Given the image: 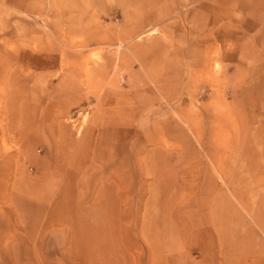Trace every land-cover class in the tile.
Returning a JSON list of instances; mask_svg holds the SVG:
<instances>
[{
	"label": "rangeland",
	"instance_id": "374dc122",
	"mask_svg": "<svg viewBox=\"0 0 264 264\" xmlns=\"http://www.w3.org/2000/svg\"><path fill=\"white\" fill-rule=\"evenodd\" d=\"M122 1L0 0V264H81L74 235L113 214L121 225L104 239L116 262L223 264L221 228L208 220L206 241L185 242L178 227L217 201L229 228L264 236L227 184L251 201L263 192L264 32L237 22L230 58L223 29L206 43L222 59L193 72L192 58L170 55L200 52L191 17L203 3ZM202 1L214 19L216 0ZM156 7L164 20L134 32ZM136 43L147 68L129 52ZM162 69H181L179 80Z\"/></svg>",
	"mask_w": 264,
	"mask_h": 264
},
{
	"label": "bare ground",
	"instance_id": "6f19581e",
	"mask_svg": "<svg viewBox=\"0 0 264 264\" xmlns=\"http://www.w3.org/2000/svg\"><path fill=\"white\" fill-rule=\"evenodd\" d=\"M158 86L161 87V85H158ZM165 95L166 94L163 93L164 97H166ZM78 167L79 166L77 164V168ZM252 169L254 170V173H256L255 167L252 166ZM147 175L149 174L147 173ZM227 184H228V187H231L235 199L248 212L252 221L256 225L257 229H259L261 233L264 235V176L260 177L259 180H257V182L255 183L257 187L261 190V192L262 191L263 192L261 194H255V197L256 195L258 197H256L252 201H251L250 193L246 195L245 190L241 189V187L238 186L239 184H237V186H231L229 182ZM116 207L117 206H115V210H116ZM233 207L235 209V205L233 204V202H227V205H226L227 209L225 210L229 211L228 209H232ZM199 209L201 211L198 213L201 215L203 214V216L205 217L204 220L200 219L199 221L193 222L191 223L190 227H185L182 224L181 220L179 221L181 225V227L180 225L178 226L180 228L179 233L180 234L182 233L181 238L185 242L187 241L189 242L191 238L193 237L196 238V240H193L194 242H199L201 240L202 242H204L205 238H207L206 235L208 233L207 231L202 230V225H204V223L206 224V222L209 220V222H211L213 227H216L217 229L219 228L222 229V233L218 237V243H220V245L222 246V249L224 250L222 252V255L224 258L223 264H264V236L263 237L260 236L256 228L252 227L249 229L247 228L246 230L247 232L249 231L248 233L257 234V240L256 242H253V239H251L252 238L251 235L243 233V232H239L232 228H229V223L231 222L230 218L226 219V217L222 215V213L220 216H223L224 219L220 218L219 214H217V211L218 210L222 211L223 208H222V205L218 203V201L215 204H213L212 208L204 209L201 207ZM208 216L210 217V219L208 218ZM96 217L99 219L101 216H99L98 214ZM125 217H127L128 219V215H126ZM161 218L164 219L163 217L160 216L158 217V220L161 221ZM121 220L122 218L119 219L118 217L117 219V217L113 214L112 218L109 219V221L106 220V222L104 223V218L102 216V223L100 226L98 225L96 228L89 227V229H86L81 234L74 235V245H75L74 248L75 250H77V252L73 256V261L79 262L81 264H122L118 261L116 262V260L114 259H111L110 258L111 256L108 257L109 256L108 252L109 251L111 252V250L113 251L114 247L111 244L107 243V239H104L105 236L109 234V232H112L113 230L115 231V228L118 224L121 225ZM84 222L82 221L80 223H84ZM80 226L81 224H78V228ZM127 229L130 232L131 227L128 226ZM144 232L145 230L143 231V233ZM154 233H155V236H157L158 240H161L166 237V234L168 232L167 230H165V228H163L162 226H159L158 224L155 227ZM173 233L174 232H172V234ZM175 235L177 236L178 233H175L174 236ZM242 245L247 246V247L243 248ZM128 246L129 245H125L127 249H128ZM134 259H135V262L137 263L136 260L138 259L136 257L135 258L132 257V260ZM165 262L166 264H176L175 259L173 257H168V256L165 257Z\"/></svg>",
	"mask_w": 264,
	"mask_h": 264
},
{
	"label": "crops",
	"instance_id": "0c3cea01",
	"mask_svg": "<svg viewBox=\"0 0 264 264\" xmlns=\"http://www.w3.org/2000/svg\"><path fill=\"white\" fill-rule=\"evenodd\" d=\"M194 1L195 3H200V4L203 3L202 5H200L202 7L195 8L197 11L194 12L193 17H191L194 20V22L197 24L196 28L191 34L197 37V40L199 41V43L203 44L202 46H199L200 52L199 53L194 52L193 48L191 49L190 47L189 49L192 50V52L187 51V50H185L184 52V50H181L180 53H173V55H170L174 57L176 56L178 58H180L181 56H189V58H192L191 60L188 61V63L192 65L193 72H201L203 70L208 71L206 70L205 67H202L206 65L207 60L213 61L214 58L222 59V56H213V53L207 52L206 43L209 42L208 39H215V40L218 39L219 40L220 34H222L223 29H225L223 31L226 33V36L230 37L228 38L227 47H226L227 57H230V58H233L234 51L238 47L235 43V37H234L236 31L238 32L240 31L238 27L235 28V25L237 22H244V21L249 22L250 25H252V27L254 28L253 31L255 34L256 33L260 34L264 32V0H221V1L216 0V3H215L216 6L214 7L215 16L212 17L214 18L212 20L211 18L208 19L210 16L208 17L206 14L207 12L203 11L204 9H207L206 8L207 4L204 1L201 2V0H193V2ZM120 2L127 5L126 2L122 0H120ZM153 2L159 3L160 0H151L152 4H154ZM144 7L145 5L142 1V3L139 4V8L143 9ZM165 9L166 8L156 7L153 10H151L149 13L141 12L139 14V19L136 20L135 24L132 26L133 28L132 30L137 33L138 32L142 33L144 32L143 28H145L146 24H150V25L159 24L162 20H164V19L161 20V13L164 15ZM145 14L149 16V20H146L147 18L144 17ZM140 19H145V20H140ZM237 19H239L240 21H236ZM223 21H226V22H223ZM187 27L188 26H186V28ZM223 27H226V28H223ZM209 30L212 33L211 37H208L205 35L206 33H208ZM158 41L162 42L161 39L160 40L158 39ZM143 46L144 44L136 43L131 47V49L129 48V52L135 55L136 59L143 67L147 68L140 54V47H143ZM144 47H147V45H145ZM218 49L219 48H217V50ZM240 49L244 50V47L240 46ZM244 52L245 50L241 54L246 55L247 53L246 52L244 53ZM166 54H168L167 51H166ZM164 55L162 54V57ZM175 61L177 62V64L175 65L180 66V60L175 59ZM164 62L165 61H163V63ZM145 71L150 76L148 77L152 78L151 74L149 73V70L145 69ZM181 71H182L181 69H177L174 72H167L165 69L159 70V72L161 73L160 75L164 76L165 79L176 78V80H179L177 77L180 76ZM171 73H175V74H171ZM179 82L180 81H178L177 84Z\"/></svg>",
	"mask_w": 264,
	"mask_h": 264
}]
</instances>
